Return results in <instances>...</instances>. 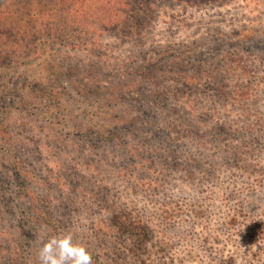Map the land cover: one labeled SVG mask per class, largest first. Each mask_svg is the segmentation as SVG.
<instances>
[{
	"label": "rangeland",
	"instance_id": "rangeland-1",
	"mask_svg": "<svg viewBox=\"0 0 264 264\" xmlns=\"http://www.w3.org/2000/svg\"><path fill=\"white\" fill-rule=\"evenodd\" d=\"M130 5L0 0V264H264V0Z\"/></svg>",
	"mask_w": 264,
	"mask_h": 264
},
{
	"label": "trees",
	"instance_id": "trees-1",
	"mask_svg": "<svg viewBox=\"0 0 264 264\" xmlns=\"http://www.w3.org/2000/svg\"><path fill=\"white\" fill-rule=\"evenodd\" d=\"M69 1H70V7H71L74 4H76V2H78L80 0H69ZM91 1L96 2L97 0H91ZM98 1L101 2V7L103 9L104 14L105 13L109 14L107 17H104V19L106 20V22L111 21L113 23L114 29H116V27L118 25H120L121 19L126 18L124 16L128 15V12L133 10V9H131L130 0H98ZM142 1H144V0H142ZM201 1L210 2L213 0H201ZM222 1H228V0H222ZM104 9H106V10L104 11ZM102 22H103V20H102ZM123 24H124V22H123ZM135 121L136 120H134V122ZM119 122H122V120L119 119ZM127 122L131 123L132 121L129 120V121H125L124 123H127ZM113 128H114V126H113ZM262 172L263 171H261L260 173H262ZM258 178H259L258 179L259 181H257L255 185L257 186V188L262 187L264 189V186H262V182L264 180L262 179V177H260V175ZM151 183H152L151 181H148L147 185H151ZM259 216H261V217H259ZM239 218H241L240 221L245 220V224H242V227L244 228V231L242 232V234H243L242 238L246 239L250 243L260 242L262 240V237L264 234V214H259L257 217H251L250 218V217L244 216L243 212H240L239 215L232 216L229 218V223L227 226L230 227L232 230L236 229V227H238L241 224V223H238ZM134 224L139 225L140 223L135 222ZM124 225H126V224L124 223L122 225V227L119 228V230H121L122 233L125 232ZM130 225H131V223H130ZM98 232H99V229H98Z\"/></svg>",
	"mask_w": 264,
	"mask_h": 264
},
{
	"label": "clouds",
	"instance_id": "clouds-1",
	"mask_svg": "<svg viewBox=\"0 0 264 264\" xmlns=\"http://www.w3.org/2000/svg\"><path fill=\"white\" fill-rule=\"evenodd\" d=\"M36 260L37 264H94L92 253L75 243L71 233L49 238L37 251Z\"/></svg>",
	"mask_w": 264,
	"mask_h": 264
}]
</instances>
